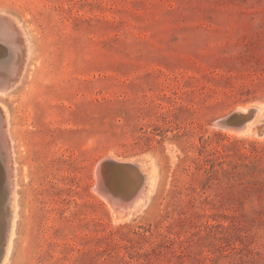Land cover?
<instances>
[{
    "label": "rangeland",
    "instance_id": "rangeland-1",
    "mask_svg": "<svg viewBox=\"0 0 264 264\" xmlns=\"http://www.w3.org/2000/svg\"><path fill=\"white\" fill-rule=\"evenodd\" d=\"M0 13L30 53L0 94L19 184L10 264H264V110L251 133L215 126L264 107V0H0ZM107 157L158 168L131 217L97 190Z\"/></svg>",
    "mask_w": 264,
    "mask_h": 264
},
{
    "label": "bare ground",
    "instance_id": "bare-ground-1",
    "mask_svg": "<svg viewBox=\"0 0 264 264\" xmlns=\"http://www.w3.org/2000/svg\"><path fill=\"white\" fill-rule=\"evenodd\" d=\"M17 23H19V22H17ZM17 23H16V25L19 29V26ZM21 36H24L23 33ZM25 39L21 38V40L25 46L26 55H25L24 62H23V58H22L23 68H22V72H21L20 77H22V74H24L23 69H24L26 60L28 58V53H29V50H28L29 44L27 43L29 41H28V39H26V40ZM12 49L15 50V51H13L14 54L17 52V57H18L19 45H18L16 39L14 41V44L11 46V50ZM19 80H21V78L18 79L16 84L18 82H20ZM0 107H1V105H0ZM251 107L254 108L255 106L253 107V105H246L243 109H240V108L239 109L241 111H243L244 113H248V110ZM1 109H0V119H4V123L6 125V135L0 137V164H1L0 165V180L2 181V183L4 182L8 186H6L7 188H5L4 187L5 184H1V182H0V186L2 189L1 191H3L2 193H4V192L7 193L6 201H2L4 207L2 204H1L2 207L0 206V264H10V259H11V255H12L13 248H14V239L16 237L17 222L19 219V199H18L19 198V194H18L19 184H18V174H17V167H16L17 164H16V159H15L16 154L14 151L13 139L9 133L10 132L9 131V117H10L9 115L10 114L5 107H2ZM263 110H264V107L258 105L257 111H255V114L251 117L252 119L253 118L254 119L252 120L250 118L251 121L249 119L248 121H250V122H248L246 124V126H244L243 128L234 129L235 132H237L236 134L242 135L245 132L246 133L247 132L248 133L253 132L255 130V126L256 125L259 126L258 124L260 122H258L257 118H258V116H261L260 114L263 112ZM260 119H262L264 121V117L263 118L261 117ZM263 123L264 122H262V125H263ZM0 127H2V125H0ZM262 128H263V126H262ZM259 129H261V128H259ZM228 131H229V129H228ZM259 132H262V131H259ZM262 133H260V134H262ZM233 135H235V134H233ZM112 156H114V155H112ZM3 161H4V163H3ZM2 166H3V168H5V170H6L5 172H3V170H2ZM157 170H158V168L156 167L155 163L152 160L144 158V159H142V162H141L140 171L136 172L134 177L131 179L132 181H136V178L138 177L140 180L139 181L140 183L138 184L139 186L135 187L136 190H135V188L132 190L128 189V192H126L127 194H124V193H122V192H124L122 190V185L117 187L116 191H118V193L121 196H123L124 198L130 199L131 197H134L137 194L139 196L135 200V202L133 204H131V206L126 207V208L124 207L125 209L120 210L119 214H115L117 217H119L118 215H121L122 218L128 217V216L131 217V214L134 211L139 212L147 206L149 199L152 196L151 194L154 193L156 186H157V182L159 181L158 180L159 176H158ZM128 183H129V181L126 183H123V185L124 184L126 185ZM1 197H0V201L3 199V198L1 199ZM113 206H109V207L112 208ZM116 210L117 209H114L113 213H115ZM8 222H9V226H10L9 231L7 230ZM6 236H7V239H6Z\"/></svg>",
    "mask_w": 264,
    "mask_h": 264
},
{
    "label": "water",
    "instance_id": "water-1",
    "mask_svg": "<svg viewBox=\"0 0 264 264\" xmlns=\"http://www.w3.org/2000/svg\"><path fill=\"white\" fill-rule=\"evenodd\" d=\"M20 37V31L14 20L9 15L0 13V94L13 90L16 82L20 79L26 55L25 46ZM15 39L19 45L18 57L13 56L11 51ZM255 111V109H249L248 113H244L241 110H235L228 116L218 120L215 126L224 130H226L225 128H243L255 114ZM0 125H2L0 127L1 137L6 135L4 119H0ZM141 162L142 160L137 157L123 161L111 157L105 158L97 169L98 181L96 187L102 198L114 204L117 208L131 206L139 197L138 194L128 199L121 196L116 190L118 186L130 181L136 172L140 171ZM9 227L8 222V231Z\"/></svg>",
    "mask_w": 264,
    "mask_h": 264
}]
</instances>
